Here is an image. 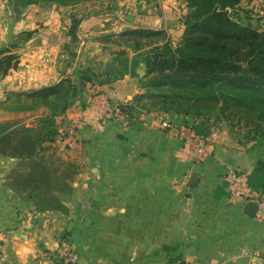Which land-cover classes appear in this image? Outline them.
<instances>
[{
	"label": "crops",
	"instance_id": "1",
	"mask_svg": "<svg viewBox=\"0 0 264 264\" xmlns=\"http://www.w3.org/2000/svg\"><path fill=\"white\" fill-rule=\"evenodd\" d=\"M6 9L4 1L0 50L19 33L35 31L12 51L19 55L17 69L0 79L7 97L13 90L76 79L81 68L110 81L86 83L70 112L56 117L57 131L80 123L77 149L47 144L58 147L55 153L77 174L66 191L53 192L62 201L58 208L34 206L33 195L15 187L12 178L15 170L28 168V161L0 155V264H41L45 255L42 263L48 264L54 259L48 251L66 243L76 253V264H264V220L245 215L246 204L229 193L234 170L247 172V186L257 194L264 190V172H256L255 162L223 133L210 157L198 162L180 136L160 130L157 122L163 115L178 127L194 125L201 135L214 128L216 119L138 109L129 121L91 122L98 109L89 102L91 92L113 103H131L146 93L142 53L116 43L117 36L143 28L164 31L178 43L188 13L185 0L79 3L65 10L29 5L14 18ZM40 108L0 106V123L31 121L43 113ZM136 144L138 155L130 157ZM47 167L58 176L63 168ZM193 176L196 187L189 186ZM85 200L92 209L80 222Z\"/></svg>",
	"mask_w": 264,
	"mask_h": 264
},
{
	"label": "trees",
	"instance_id": "2",
	"mask_svg": "<svg viewBox=\"0 0 264 264\" xmlns=\"http://www.w3.org/2000/svg\"><path fill=\"white\" fill-rule=\"evenodd\" d=\"M185 1L189 12L184 19L183 37L176 46L164 31L138 28L117 36L116 43L126 42L135 52L145 51L141 57L147 67L144 77L146 82H143L146 93L137 96L132 102L131 120L136 117L140 109L138 104L144 98H160L161 103L166 106L162 108L163 111L188 116L203 115L202 107L220 104L218 110L223 113L229 112L232 115L243 112L248 118H254L253 124L260 136L256 140L264 147V32L243 26L229 15L228 11L235 10L243 0ZM34 34L35 31L20 34L9 48L0 50V79L11 69H17L18 56L12 51L17 48L22 37L28 42ZM118 75L122 74L118 72ZM75 76L76 79L63 78L51 87L18 94L35 104H18L11 108L31 110L42 105L60 111L48 117L51 122L72 106L74 100L85 91L86 83L93 80H98V83L110 81L99 80L101 76L90 68L79 69ZM56 103H61L59 109H53ZM204 115L212 116L210 113ZM50 127H53L52 124ZM7 133L0 134V138L3 136V139L11 140V135L14 133V138L17 134L13 131ZM56 135V131H51L48 139L37 136L35 140L29 137L23 145L28 144L30 147L25 146L20 152L17 147L14 148V151L19 152L17 154L0 151L2 156L30 161L29 172L15 186L23 191L28 190L38 207H42L43 203L52 207L53 202L57 201L53 192L68 189V186L58 189L57 186L64 185V182L57 171H52L39 160L34 161L36 147L40 143H53ZM71 168L72 165L68 164L66 172ZM256 172H264V158H256ZM60 263L67 264L64 260Z\"/></svg>",
	"mask_w": 264,
	"mask_h": 264
},
{
	"label": "rangeland",
	"instance_id": "3",
	"mask_svg": "<svg viewBox=\"0 0 264 264\" xmlns=\"http://www.w3.org/2000/svg\"><path fill=\"white\" fill-rule=\"evenodd\" d=\"M6 1V6H7V12L8 16L11 17H21V14L18 16L16 13H20L22 9H25L29 5H38L42 7H51V8H56L60 10H65L66 7L76 5L79 3L85 4L86 6H89L90 4H97V2L104 3V2H111V3H116L118 0H0V4ZM186 2V1H185ZM187 3V2H186ZM2 6V5H1ZM14 7L18 8L16 11L14 10ZM189 12V10H188ZM229 15L238 23H240L243 26H250L253 29L257 30L258 32H264V0H243L241 4L235 9V10H229ZM188 14V13H187ZM186 14V15H187ZM3 16V14H1ZM185 25V23H184ZM185 31V30H184ZM30 32V31H28ZM26 32H21L18 35H23ZM17 35V36H18ZM21 39V38H20ZM25 37L23 36L22 39L19 41L17 44V48L20 49L25 45L27 42L24 41ZM17 41V40H16ZM15 42V41H14ZM180 42V41H179ZM178 42V43H179ZM173 45H177V43H174ZM121 46L128 47V44L126 42L121 43ZM15 48V49H17ZM141 53H145V51H141ZM19 56V55H18ZM83 67V65H81ZM80 67V68H81ZM146 82V80H145ZM35 89L33 87H25L23 88V91L20 89L13 90L9 92L8 97L4 94L5 87H1L0 89V106L3 107L5 110L6 109H11V107H14L15 105L17 106L18 104H21V106H30L34 105L31 100L26 99L25 96L23 95H18V94H28ZM160 92V91H158ZM157 92V93H158ZM159 94V93H158ZM19 100V103H17ZM127 103V102H126ZM132 104V102H131ZM138 104V103H137ZM61 103H56L53 107V109H59V106ZM203 106V105H202ZM43 108V113L39 115L37 118H34L33 120H23V121H16L14 123H0V134H8L7 132H16L17 134L14 133L11 135V140H5L0 138V151L3 152H10L17 154L19 153L23 148L30 147V145L26 144L23 145L24 141L27 140V138H35L37 140V136L39 137H45V139H48V135L53 132H57L58 124H56V118L52 119L50 122L48 120V117L53 115L54 112H60L56 110H52L50 107H45V106H37ZM163 107H166L164 104L161 103L160 98H144L140 100L138 104V108H142L143 110H159L162 112ZM215 107V108H214ZM204 106L202 107V112L205 113H210L212 116L208 115H190L191 117H205V118H213L217 120V123L213 126L214 128H219L221 132L226 136V138L230 141V143L236 145L237 147L241 148L244 150L247 155L255 162L256 164V158H264V147H262L258 141L256 140V137H260L256 133V129L254 126V118H248L245 113L243 112H237L235 114L230 115L229 112L223 113L222 111L218 110L221 105L217 104L216 106ZM40 108V109H41ZM34 109V108H33ZM194 110V109H192ZM57 113V114H58ZM174 113V112H173ZM65 114V113H64ZM63 115V114H62ZM184 115V114H183ZM188 116V115H187ZM58 117V116H57ZM47 118V119H45ZM28 122V123H27ZM258 122V121H257ZM50 124H52L53 127H50ZM27 129V130H26ZM31 130V131H28ZM258 135V136H257ZM56 138V137H55ZM18 149L19 152L14 151V148ZM20 149V150H19ZM12 150V151H11ZM53 150V151H52ZM58 150L54 149L53 147H50L47 145V143H40L36 147V153H35V159L34 161H40L42 164H45L46 166H59L63 167L62 170H59V176H62V182H64V185L62 186H57L58 189H61L63 187L69 186L68 180L73 179L75 175H77L74 171V168L69 169L68 172H66V167L64 165H68V161L65 159H62L58 154L55 152ZM52 151V152H51ZM19 159V158H18ZM23 158L19 159L22 160ZM33 161V160H31ZM30 162V161H29ZM28 162V163H29ZM70 164V163H69ZM61 165V166H60ZM30 168V163L28 164L27 169H21L15 170V173L13 174V179H14V184L18 185V181L20 182L23 180L26 176V173L29 172ZM28 171V172H27ZM37 171H35L36 173ZM69 174L70 177H65V175ZM81 182V181H80ZM68 184V185H66ZM16 187V186H15ZM56 187V188H57ZM88 200L83 201L82 204L87 203ZM36 205V201H34ZM91 202V201H89ZM62 204V201H56L53 202V207L58 208L59 204ZM92 203V202H91ZM40 204V203H39ZM80 205V206H81ZM38 206V204H37ZM58 206V207H57ZM42 207H47L49 208V204L43 203ZM92 209V208H91ZM34 211L37 212L39 211L38 208L34 207ZM33 215V212H31ZM34 215L32 219H34ZM31 219V221H32ZM22 220L20 221V223ZM71 246V245H70ZM49 253H52L50 256L54 258L53 260H49L48 264H61L59 260L60 258V253L62 252V249H59L57 251H48ZM47 256H44V259H41V264H44L42 262L46 261ZM47 262V261H46ZM77 262V261H76ZM109 264V263H106Z\"/></svg>",
	"mask_w": 264,
	"mask_h": 264
},
{
	"label": "built area",
	"instance_id": "4",
	"mask_svg": "<svg viewBox=\"0 0 264 264\" xmlns=\"http://www.w3.org/2000/svg\"><path fill=\"white\" fill-rule=\"evenodd\" d=\"M94 92L88 95L89 102L98 104V109L95 115L91 117L93 124H99L103 122H119L131 120L133 113L130 110V106L133 105L130 102L110 103L104 98L97 97ZM70 112V108L65 111L67 115ZM61 115V116H63ZM159 129L166 132H171L174 135L180 136L185 145L194 152L195 160L201 162L212 154L215 147L221 140V130L219 128H213L210 131L198 135L195 131L194 125L175 126L163 115L157 117ZM79 122L68 124L65 130H58L55 141L58 144L64 145L66 148L77 149L76 135L79 129ZM139 144L132 146L130 151V157H136L138 155ZM247 172L244 170H234L229 175V193L233 198H237L248 204L253 202L257 205L256 218L264 220V190L260 193L253 192L247 186ZM92 208V203L87 201L80 206L79 221L84 222L87 217V213ZM59 260H64L67 264H76V253L72 250L67 243L64 244V248L60 253Z\"/></svg>",
	"mask_w": 264,
	"mask_h": 264
},
{
	"label": "water",
	"instance_id": "5",
	"mask_svg": "<svg viewBox=\"0 0 264 264\" xmlns=\"http://www.w3.org/2000/svg\"><path fill=\"white\" fill-rule=\"evenodd\" d=\"M78 87H80V84H78ZM197 184H198V178L196 176L190 178L189 180L190 187H196ZM257 209H258L257 205L253 202H250L244 206V213L248 217L254 218L256 216Z\"/></svg>",
	"mask_w": 264,
	"mask_h": 264
}]
</instances>
